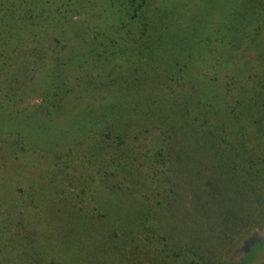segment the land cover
<instances>
[{"label":"rangeland","instance_id":"rangeland-1","mask_svg":"<svg viewBox=\"0 0 264 264\" xmlns=\"http://www.w3.org/2000/svg\"><path fill=\"white\" fill-rule=\"evenodd\" d=\"M52 1L54 4L58 0ZM189 4L190 0H151L150 9L167 22L170 31L191 22L186 8ZM73 5L78 13H73L72 20L85 21V25L79 22L81 26L105 28L106 34L113 35L112 28L120 18L112 13L120 7L119 0H75ZM238 5L241 27L230 39L233 49L222 50L214 41L210 54L195 58L188 68L192 66L188 77L195 82L186 80L174 90L176 94L181 88L193 104L185 118L188 136L178 147L184 146L174 147L175 155L182 154L185 164L173 169L174 174L168 170L169 156L161 152L162 138L157 131L137 134L136 143L126 140L118 147L109 143L114 149L103 143L100 147L97 143L101 141L90 135L63 136L82 100L91 105L114 102L113 95L107 101L95 97L98 91L93 85V90L86 87L81 92V100H67L62 113L26 119V110L42 103L40 94L46 84L45 78L36 82L31 79L38 65L36 57L28 56L26 47L19 46L23 53L18 57L13 53L18 69L0 71V264H165L161 256L172 259L176 249L180 260L170 264H183L187 262L183 261L187 249L196 248L204 259L197 260V264H211L207 258L220 252L224 240L219 231H234L264 210V185L258 187L261 197L245 191L242 205L236 195L240 174L245 177L241 190L254 185L253 179L237 166L241 158L264 170V0ZM103 10L106 15L102 12L90 16ZM3 21L1 24L7 26L8 21ZM56 21H42L45 34L33 38L24 33L20 41L37 54L48 42H62ZM245 31L252 34L245 38ZM178 35L179 42L185 44L190 34ZM10 42L8 39L7 48L12 50ZM12 56L2 54V62L8 67ZM144 66L134 73L130 65H122L110 78L121 77L123 86L127 81L151 96L159 91L158 83L161 85L167 74L162 68L149 65V70ZM159 76V81H152V77L157 80ZM13 78L28 92L22 101L7 98ZM111 88L113 92L118 90L116 86ZM125 91L120 90L122 95ZM174 98H168L171 105L178 102ZM16 110L21 111L18 116H14ZM200 121L213 129V139L223 149L230 147L231 153L225 159L220 160L226 150L206 149L200 152L198 162L195 150L201 147L195 144L194 136ZM50 141L68 143L63 149L69 150L71 161L64 170L47 155ZM55 151L62 153V148ZM165 189L171 198L157 195ZM159 199L165 204H157ZM227 207V211L244 208L237 215L241 219L223 221L219 212ZM20 250H27V261L17 258ZM29 256L34 259L31 261ZM39 257L43 261L37 263ZM244 264H264V237L247 251Z\"/></svg>","mask_w":264,"mask_h":264},{"label":"trees","instance_id":"trees-1","mask_svg":"<svg viewBox=\"0 0 264 264\" xmlns=\"http://www.w3.org/2000/svg\"><path fill=\"white\" fill-rule=\"evenodd\" d=\"M8 1L0 0L3 7L0 10V71L12 67L14 70L18 69L15 65V57L23 53L22 49L19 48L23 45L24 48L26 47L27 55H35V62L38 63L36 73L32 74L31 79L36 82L45 78L46 84L45 89L40 94L41 106L32 105L30 109L26 110L25 114L29 116H25L26 119L50 117L53 113H62V106H65L64 103L67 100L72 97L81 100L83 97L81 92H85L86 87L93 90L91 87L93 85L94 90L98 91V93L94 92L95 97L100 96L102 101H107V97L113 95L114 102L108 101L112 103L91 105L82 100L81 108L66 125L63 136L84 137L90 135L100 140L101 142L97 144L103 148L102 143L106 144L105 147H109L111 144L118 147L124 144L126 140L136 143L137 134L157 131L162 138L161 152H166L169 156L168 170L174 174L173 169L182 168L185 164L183 157H180L182 154L175 155V153L177 149L184 146L181 144V147H178L187 134L188 124L185 118L186 115H190V107L193 106L191 99L182 94L181 88L176 94L174 90L176 87H182V84L185 85L186 80L195 82L193 78L188 77V71L194 65L195 58H204L210 54L211 44L214 41H218L217 45L222 50L225 47L227 50L233 49L234 43L230 39L235 35V31L241 27V21L238 20V11L240 10L238 3L247 4L250 0H190V8L187 5L186 8L191 22L187 26L177 25L170 31L167 28V22L150 9L151 0H119L120 7L114 9L112 14L120 20L113 28L111 27L113 33L111 37L110 34H106L105 28L81 26L79 22L85 25V21L71 19L73 13H78L73 5L75 0H58L54 4L52 0H37L34 2L35 4L30 0H11L10 3H7ZM102 12L106 15V11L103 10L96 11L90 16L97 17ZM81 14H84V11ZM48 19L57 20V26L61 29L60 39L62 42L57 39L54 42H48L47 46L41 47L37 54L31 46H25L24 41H20L21 36L26 33L28 36L31 35L36 38L45 34L41 30L43 25L41 23ZM3 20L8 21L7 26L1 24ZM46 25L51 26L50 24ZM46 30L49 33L52 32L50 29ZM182 32L190 34L185 44L179 42L181 36L178 33ZM245 33V38L252 34H247L246 31ZM8 39L12 43V50L7 48ZM3 53L13 55L12 63L14 64L11 63L8 67L5 62H2ZM13 53L18 55L14 57ZM143 59L146 63L141 62ZM122 65H130L133 67L131 72L134 73L140 72L141 66L144 65L146 66L143 69L151 70L149 66L151 65L153 68H162L167 75L161 85L158 83L159 91L154 89L156 92H153L151 96L145 95L134 86L132 87V84H127V81L123 86L121 77L110 78V74ZM190 65L192 66L188 70ZM215 66L221 67L218 62H215ZM106 70H108V74ZM97 71H102L103 74ZM78 73H81L80 76ZM11 74L13 75L14 72ZM159 80L160 76L157 77V80L152 77V81L155 83ZM19 82L18 79L13 78L12 90H9L10 96H7L9 100L15 98L16 101H22L25 94L28 93ZM81 86H84V89H81ZM114 86L118 90L113 92L111 87ZM121 89L122 91L126 89L123 95L120 92ZM172 96L175 97V100L178 99V102L171 105L168 98ZM15 112H13L14 116L21 113L19 110ZM204 122L200 121L197 124L194 136L195 144L201 147V149L195 150L199 154L198 162L201 161L200 152L206 149L218 148V152L226 150L227 152H224V156L220 160L225 159L231 153L230 147L225 146L223 149V145L213 139V129L207 128ZM67 144V141H60V144L50 141L46 151L47 155L61 170H64L71 161L68 158L69 150L64 152L65 148L63 149ZM174 147L177 149L175 150ZM56 148L58 150L62 148V153L55 151ZM110 148L114 149L112 146ZM237 166L243 168L244 170H240L246 172V176L251 177L254 181L253 186L241 190V184L245 181V177L243 178L244 173L240 174L237 185L239 190L237 189L236 195L239 199L237 202L242 205L245 191H252L256 197L263 195L258 187L264 185V170L253 165L250 160L248 161L244 157L240 159ZM157 195L171 198L167 189L158 191ZM159 201L160 199L157 204H165ZM227 209L228 207L225 212L222 208L219 212V217L223 221L233 218L232 220L237 222L238 219H241V216L237 217V215L244 208L239 211H233V209L227 211ZM141 215H143L142 211ZM215 218L218 220V217ZM263 221L264 210L259 215L250 217L246 224L234 231L228 233L224 230L219 231V235L224 237L221 242L223 247L221 246L219 253L216 251L214 254H210L207 259L210 260L211 264H228L226 255ZM221 225L223 226V223ZM224 225H226L225 222ZM26 251H17V258L27 261ZM246 254L247 252L234 264H244ZM161 257L162 263L170 264L172 260H180V252L176 249L172 259L171 256L163 255ZM51 258L54 259L55 257ZM29 259L32 261L34 258L29 256ZM35 260L37 263L43 261L40 257ZM197 260L204 261L203 256L198 253V249H187L186 255L183 256V261L187 262H183V264H197Z\"/></svg>","mask_w":264,"mask_h":264},{"label":"water","instance_id":"water-1","mask_svg":"<svg viewBox=\"0 0 264 264\" xmlns=\"http://www.w3.org/2000/svg\"><path fill=\"white\" fill-rule=\"evenodd\" d=\"M264 237V221L251 230L236 246L231 250V253L227 257L228 264H234V262L242 258L250 247L257 242H260Z\"/></svg>","mask_w":264,"mask_h":264}]
</instances>
